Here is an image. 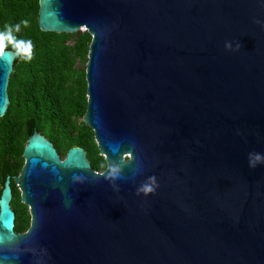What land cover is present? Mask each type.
<instances>
[{
  "label": "water",
  "instance_id": "1",
  "mask_svg": "<svg viewBox=\"0 0 264 264\" xmlns=\"http://www.w3.org/2000/svg\"><path fill=\"white\" fill-rule=\"evenodd\" d=\"M38 23L92 37L83 123L106 168L35 131L14 177L29 228L8 176L0 264H264V0H40ZM18 58L0 57V117Z\"/></svg>",
  "mask_w": 264,
  "mask_h": 264
},
{
  "label": "trees",
  "instance_id": "2",
  "mask_svg": "<svg viewBox=\"0 0 264 264\" xmlns=\"http://www.w3.org/2000/svg\"><path fill=\"white\" fill-rule=\"evenodd\" d=\"M40 0H0V31L28 19L14 32L18 39L31 40L32 59L18 58L10 78V105L0 117V196L10 176L15 213V232L29 228L28 209L14 183L24 165L23 152L36 131L52 143L60 156L72 147H80L96 171L106 168L95 141L94 131L83 123L88 105L85 67L92 37L44 33L39 28ZM6 51L12 52L11 45Z\"/></svg>",
  "mask_w": 264,
  "mask_h": 264
},
{
  "label": "clouds",
  "instance_id": "3",
  "mask_svg": "<svg viewBox=\"0 0 264 264\" xmlns=\"http://www.w3.org/2000/svg\"><path fill=\"white\" fill-rule=\"evenodd\" d=\"M259 23V21H257ZM21 25L24 27H28L29 20L28 19H22L19 23H17L15 26L12 25H5V30L0 31V57H4L6 55V49L9 45H11L12 48V54L15 56H18L24 60H31L32 59V49L33 44L31 40H24V39H18L14 32H19ZM88 33V32H86ZM232 46L230 43L225 44L226 49H230ZM241 47L240 44L236 45V48L239 49ZM248 161H249V167H255L258 163H264V156H262L259 153H249L248 155ZM123 162V161H122ZM120 170L121 166L117 163H112L109 167L108 176L112 180H116L118 177H120ZM74 181H82L83 178L80 176H74ZM158 187V184L156 182V178L154 176L148 177L145 182H143L138 188H137V195H140L141 193L147 195L149 193H154L156 188ZM116 191H119V189H116Z\"/></svg>",
  "mask_w": 264,
  "mask_h": 264
},
{
  "label": "flooded vegetation",
  "instance_id": "4",
  "mask_svg": "<svg viewBox=\"0 0 264 264\" xmlns=\"http://www.w3.org/2000/svg\"><path fill=\"white\" fill-rule=\"evenodd\" d=\"M57 154H58V153H57ZM65 154H66V153H65ZM58 157H59L60 159H64L65 155H64V156H60V155L58 154ZM92 168H93V167H92ZM95 171H96V170H95ZM103 171H104V170H103ZM103 171H100V173L103 172ZM96 172H99V171H96ZM29 223H30V222H29ZM26 231H27V230H26ZM26 231H25V232H26Z\"/></svg>",
  "mask_w": 264,
  "mask_h": 264
},
{
  "label": "built area",
  "instance_id": "5",
  "mask_svg": "<svg viewBox=\"0 0 264 264\" xmlns=\"http://www.w3.org/2000/svg\"><path fill=\"white\" fill-rule=\"evenodd\" d=\"M82 32H83V33H86V31H85V30H81V33H82Z\"/></svg>",
  "mask_w": 264,
  "mask_h": 264
},
{
  "label": "rangeland",
  "instance_id": "6",
  "mask_svg": "<svg viewBox=\"0 0 264 264\" xmlns=\"http://www.w3.org/2000/svg\"><path fill=\"white\" fill-rule=\"evenodd\" d=\"M83 33V32H82Z\"/></svg>",
  "mask_w": 264,
  "mask_h": 264
}]
</instances>
